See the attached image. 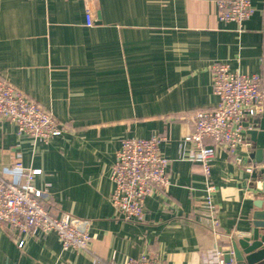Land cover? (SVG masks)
<instances>
[{"label": "crops", "instance_id": "0c3cea01", "mask_svg": "<svg viewBox=\"0 0 264 264\" xmlns=\"http://www.w3.org/2000/svg\"><path fill=\"white\" fill-rule=\"evenodd\" d=\"M216 1L0 0V79L64 130L43 144L0 122V178L19 181L11 169L19 155L24 168L41 171L34 185L52 215H70L90 236L85 252L39 232L23 235L18 248L17 234L0 225V264H126L143 254L163 264H216L217 250L231 252L250 235L262 196L244 168L249 149L238 151L243 165L225 151L211 163L213 226L201 166L188 160L184 141L187 118L216 105L214 64L261 75L264 87V0H250L254 13L240 31L218 20ZM152 135L165 139L169 186L146 198L141 222H127L109 199L110 169L123 139Z\"/></svg>", "mask_w": 264, "mask_h": 264}, {"label": "built area", "instance_id": "2783aa9c", "mask_svg": "<svg viewBox=\"0 0 264 264\" xmlns=\"http://www.w3.org/2000/svg\"><path fill=\"white\" fill-rule=\"evenodd\" d=\"M216 6L218 20L233 23L237 31L254 13L250 0H217ZM84 16L85 25L92 27L95 19L91 6L85 7ZM211 87L217 99L216 105L206 111H196L187 118L189 130L184 141L191 145L188 160L201 166L205 181L203 205L212 225L216 226L211 163L219 151H225L233 157L236 165H243L238 151L245 152L250 147L245 137V124L264 113V87L261 75L231 72L225 63L211 67ZM2 121L13 124L18 136L43 144L64 131L51 113L0 79ZM164 140L161 136L152 135L147 139L132 137L121 141L110 169L109 180L113 188L109 199L122 220L141 222L146 198L168 188V161L159 150ZM244 168L250 173L254 166L249 163ZM11 169L19 176V181L0 178V225L17 234V247L22 248L23 235L39 232L55 233L63 250L88 251L90 236L87 225H79L66 213L58 217L52 215L47 207V195L35 187V177L41 171L24 168L19 155L14 158ZM257 187H260V182H257ZM227 254L230 258L225 260ZM214 260L216 264H236L231 252L221 250L216 251ZM126 264L163 263L153 254H143L129 258Z\"/></svg>", "mask_w": 264, "mask_h": 264}, {"label": "water", "instance_id": "95a60500", "mask_svg": "<svg viewBox=\"0 0 264 264\" xmlns=\"http://www.w3.org/2000/svg\"><path fill=\"white\" fill-rule=\"evenodd\" d=\"M252 129L246 132L249 136V161L254 166L251 182L254 191L262 196L253 202V228L248 237L242 238L231 245V256L236 264H264V113L252 119ZM256 166H261L256 169ZM260 182V187H257ZM230 255H225L228 260Z\"/></svg>", "mask_w": 264, "mask_h": 264}]
</instances>
